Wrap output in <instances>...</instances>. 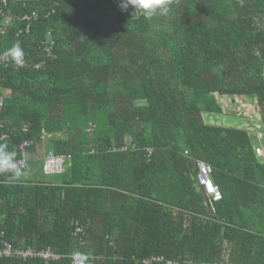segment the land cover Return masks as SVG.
I'll return each mask as SVG.
<instances>
[{
    "label": "trees",
    "instance_id": "16d2710c",
    "mask_svg": "<svg viewBox=\"0 0 264 264\" xmlns=\"http://www.w3.org/2000/svg\"><path fill=\"white\" fill-rule=\"evenodd\" d=\"M118 4H0V51L19 43L26 60L0 67V143L18 158L31 141L29 163L46 135L69 155L42 181L0 174V248L62 255L49 264L77 251L82 264H264V159L248 130L203 116L239 95L264 125V0H172L151 19ZM197 160L221 199L191 180Z\"/></svg>",
    "mask_w": 264,
    "mask_h": 264
},
{
    "label": "crops",
    "instance_id": "0c3cea01",
    "mask_svg": "<svg viewBox=\"0 0 264 264\" xmlns=\"http://www.w3.org/2000/svg\"><path fill=\"white\" fill-rule=\"evenodd\" d=\"M0 93L5 100L7 97H10L11 90L8 88L0 87ZM216 96L218 102L222 107V113H206L203 115L205 121L211 125L242 128L248 130L255 147L258 145L261 146V152L257 155L264 159V125L261 120V115L258 111L257 103L255 102L253 104L249 99H244V97L239 95L231 97L227 95L221 96L217 94ZM47 152L48 150L46 149V135H44L39 142V145L37 146L36 153H33L34 155L32 154L35 157H30L29 155L28 167L23 172L24 178L32 181H42L49 177V175L45 174L42 169L44 156ZM195 164H197L196 161ZM196 168L197 165L195 166V169L194 166L192 170L190 169L189 176L197 186V188L204 192L203 187L197 182L196 176H194V178L192 177ZM211 177L213 182L217 184L215 176L211 175ZM205 195L208 196L206 193ZM229 250L230 249L224 250L222 256H227L230 252Z\"/></svg>",
    "mask_w": 264,
    "mask_h": 264
},
{
    "label": "built area",
    "instance_id": "2783aa9c",
    "mask_svg": "<svg viewBox=\"0 0 264 264\" xmlns=\"http://www.w3.org/2000/svg\"><path fill=\"white\" fill-rule=\"evenodd\" d=\"M8 0H0V4H6ZM2 10L0 8V14ZM37 16V13L34 12L32 16H27L26 18H35ZM11 18L7 17L6 22H8ZM6 51H0V67L1 66H7L9 64H12V60L10 57H8L6 54ZM14 64V63H13ZM26 65V60L23 57V64L22 66ZM1 77V76H0ZM5 103L4 98L2 97L0 93V110L3 108ZM31 144V141L25 140L21 143V155L17 158L22 170H24L27 167L28 164V154L26 148ZM261 152V146L258 145L255 147V153L259 154ZM69 155L67 154H57L51 150H49L43 160L42 169L45 174L52 175V174H60L65 169V159ZM197 182L203 187L204 192L212 199V201H217L221 199V192L218 188V186L213 182L211 173L212 168L211 166L202 161L197 160ZM84 230L81 226H77L74 233H83ZM21 255L22 257H40L45 260L47 264L51 260H58L62 255L57 254L53 252L50 248H44L40 250H13L9 243L4 242L2 248H0V257L2 256H11V255ZM85 255H83L80 251L75 252L72 255V264H82V262L85 260ZM158 259H161V257H158Z\"/></svg>",
    "mask_w": 264,
    "mask_h": 264
},
{
    "label": "clouds",
    "instance_id": "9594fccd",
    "mask_svg": "<svg viewBox=\"0 0 264 264\" xmlns=\"http://www.w3.org/2000/svg\"><path fill=\"white\" fill-rule=\"evenodd\" d=\"M172 0H119L118 7L123 12L131 10L151 19L157 15H167ZM16 67L23 64L24 51L19 43L14 44L6 53ZM15 151H9L6 143H0V174H8L11 179H18L23 170L17 160ZM86 259V257H85Z\"/></svg>",
    "mask_w": 264,
    "mask_h": 264
},
{
    "label": "rangeland",
    "instance_id": "374dc122",
    "mask_svg": "<svg viewBox=\"0 0 264 264\" xmlns=\"http://www.w3.org/2000/svg\"><path fill=\"white\" fill-rule=\"evenodd\" d=\"M239 100V99H238Z\"/></svg>",
    "mask_w": 264,
    "mask_h": 264
}]
</instances>
